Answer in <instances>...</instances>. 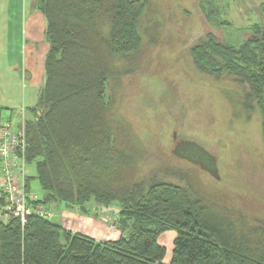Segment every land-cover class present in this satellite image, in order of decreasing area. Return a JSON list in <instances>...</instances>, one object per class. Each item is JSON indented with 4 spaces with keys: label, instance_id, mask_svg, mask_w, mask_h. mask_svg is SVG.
Instances as JSON below:
<instances>
[{
    "label": "trees",
    "instance_id": "1",
    "mask_svg": "<svg viewBox=\"0 0 264 264\" xmlns=\"http://www.w3.org/2000/svg\"><path fill=\"white\" fill-rule=\"evenodd\" d=\"M215 1L207 3L205 16L220 29L227 21L212 24L224 11ZM147 2L35 1L46 20L49 48L37 103L19 120L40 202L64 203L81 213L89 212L91 202L116 204L122 236L96 241L34 215L24 225L10 219L0 223V264H264V219L252 221L236 209L193 200L186 188L169 181L122 178L127 159L114 147L110 121L102 114L108 83L116 76L112 61L140 47L139 19ZM248 31L238 46L211 32L190 54L201 74H232L246 84L244 104L257 108L264 141V26ZM234 185L238 195L249 191L243 178ZM170 230L176 233L173 249L163 263L166 248L158 237Z\"/></svg>",
    "mask_w": 264,
    "mask_h": 264
},
{
    "label": "rangeland",
    "instance_id": "2",
    "mask_svg": "<svg viewBox=\"0 0 264 264\" xmlns=\"http://www.w3.org/2000/svg\"><path fill=\"white\" fill-rule=\"evenodd\" d=\"M227 2L215 1L224 10ZM207 3L211 0H148L149 8L139 19L140 47L112 61L116 76L108 83L109 101L102 117L110 121L114 147L127 159L122 178L169 181L186 188L193 200L236 209L252 221L264 219L259 112L244 104L245 83L232 74L218 78L201 74L190 54L192 45L205 43L211 32H221L205 16ZM223 13L212 24L223 21ZM230 33L234 31L226 29L227 39ZM182 140L215 156L218 178L174 155L176 142ZM30 176L32 191L42 198L33 166ZM238 178L249 189L242 195L235 193ZM63 204H56V211ZM60 214L51 221L61 222ZM159 238L166 240L165 234Z\"/></svg>",
    "mask_w": 264,
    "mask_h": 264
},
{
    "label": "crops",
    "instance_id": "3",
    "mask_svg": "<svg viewBox=\"0 0 264 264\" xmlns=\"http://www.w3.org/2000/svg\"><path fill=\"white\" fill-rule=\"evenodd\" d=\"M35 1L0 0V119L6 113V118L15 126L17 114L26 117L27 109L36 105L45 77L44 59L49 48L45 39L46 20L35 7ZM223 15L227 24L217 33L222 34L223 40L229 44L238 46L244 41L248 29L255 25L264 26V0H228ZM226 29L234 31L229 39L224 35ZM210 90L213 94L216 91ZM58 206L55 204V210ZM62 206L55 212V216L61 212V222H53L65 230L96 241H114L122 236L117 228L119 209L116 204L100 207L91 202L87 213L65 204ZM110 217L111 223L108 221ZM162 234L166 240L158 242L166 247V251V243L169 245V254L163 259V263H167L176 233L170 230Z\"/></svg>",
    "mask_w": 264,
    "mask_h": 264
},
{
    "label": "built area",
    "instance_id": "4",
    "mask_svg": "<svg viewBox=\"0 0 264 264\" xmlns=\"http://www.w3.org/2000/svg\"><path fill=\"white\" fill-rule=\"evenodd\" d=\"M25 152L24 125L14 127L9 119H0V223L17 219L24 225L29 216L51 220L56 214L54 202L35 204L38 194L26 187L30 166Z\"/></svg>",
    "mask_w": 264,
    "mask_h": 264
},
{
    "label": "water",
    "instance_id": "5",
    "mask_svg": "<svg viewBox=\"0 0 264 264\" xmlns=\"http://www.w3.org/2000/svg\"><path fill=\"white\" fill-rule=\"evenodd\" d=\"M173 153L176 157L195 164L208 174L218 178V167L215 156L195 142L187 140L178 141L173 148Z\"/></svg>",
    "mask_w": 264,
    "mask_h": 264
},
{
    "label": "bare ground",
    "instance_id": "6",
    "mask_svg": "<svg viewBox=\"0 0 264 264\" xmlns=\"http://www.w3.org/2000/svg\"><path fill=\"white\" fill-rule=\"evenodd\" d=\"M21 124L24 125V120L21 121L18 125H21ZM26 187H27V182H26ZM35 204L45 205V204H43V203L40 202V197L39 196H37V200L35 201Z\"/></svg>",
    "mask_w": 264,
    "mask_h": 264
},
{
    "label": "flooded vegetation",
    "instance_id": "7",
    "mask_svg": "<svg viewBox=\"0 0 264 264\" xmlns=\"http://www.w3.org/2000/svg\"><path fill=\"white\" fill-rule=\"evenodd\" d=\"M194 156H196V155H194ZM197 157V156H196Z\"/></svg>",
    "mask_w": 264,
    "mask_h": 264
}]
</instances>
